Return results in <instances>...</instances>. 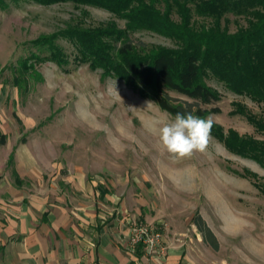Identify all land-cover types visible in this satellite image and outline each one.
Returning a JSON list of instances; mask_svg holds the SVG:
<instances>
[{
  "label": "rangeland",
  "instance_id": "rangeland-1",
  "mask_svg": "<svg viewBox=\"0 0 264 264\" xmlns=\"http://www.w3.org/2000/svg\"><path fill=\"white\" fill-rule=\"evenodd\" d=\"M108 22L124 26L123 20L103 9L70 3L41 6L19 1L0 10V82L16 89L23 115L40 124L32 134L63 161L65 169L94 176L140 206L146 217L135 220L164 222L167 230L190 229V220L198 215L216 238L217 250L209 249L214 264H264V166L258 161L229 151L213 135L205 151L172 158L162 149L155 128L174 118L121 80L103 78L101 70L77 65L72 57L64 67L36 64L42 79L26 75V91L12 86L18 60L35 51L33 40L71 24ZM225 25L234 33L246 22L229 17L222 22ZM132 37L172 47L168 39L151 32ZM58 44L66 54L72 53L67 42ZM206 82L221 96L214 105L219 112L208 115L214 125L225 135L232 131L264 148V131L234 113L242 106L264 123V103L236 95L214 79Z\"/></svg>",
  "mask_w": 264,
  "mask_h": 264
},
{
  "label": "trees",
  "instance_id": "trees-1",
  "mask_svg": "<svg viewBox=\"0 0 264 264\" xmlns=\"http://www.w3.org/2000/svg\"><path fill=\"white\" fill-rule=\"evenodd\" d=\"M19 1L93 7L124 21L122 28L115 22L89 27L71 24L33 40L35 51L19 59L14 70L17 75L12 83L19 92L26 91V75L42 79L36 74V64L51 62L64 67L72 57L77 65L101 70L103 78L121 80L173 118L184 111L202 117L219 112L214 105L221 96L207 84L208 79L254 103H264V0H0V10H6L9 2ZM229 17L244 19L246 26L230 33L226 25L222 27ZM143 31L168 39L172 47L134 40L133 34ZM59 40L70 45V55ZM234 113L244 115L264 131V123L254 120L242 106ZM211 135L229 151L264 166L260 144L239 138L232 131L225 135L216 125ZM192 222L217 250L216 239L202 218L195 215Z\"/></svg>",
  "mask_w": 264,
  "mask_h": 264
},
{
  "label": "crops",
  "instance_id": "crops-1",
  "mask_svg": "<svg viewBox=\"0 0 264 264\" xmlns=\"http://www.w3.org/2000/svg\"><path fill=\"white\" fill-rule=\"evenodd\" d=\"M17 101L16 89L0 82V264H214L210 238L192 219L190 229L166 231L162 257L127 250L129 222L146 217L140 206L65 169Z\"/></svg>",
  "mask_w": 264,
  "mask_h": 264
},
{
  "label": "clouds",
  "instance_id": "clouds-1",
  "mask_svg": "<svg viewBox=\"0 0 264 264\" xmlns=\"http://www.w3.org/2000/svg\"><path fill=\"white\" fill-rule=\"evenodd\" d=\"M213 126L212 116L184 111L177 112L172 121L159 122L155 131L162 149L174 159H183L206 150Z\"/></svg>",
  "mask_w": 264,
  "mask_h": 264
},
{
  "label": "built area",
  "instance_id": "built-area-1",
  "mask_svg": "<svg viewBox=\"0 0 264 264\" xmlns=\"http://www.w3.org/2000/svg\"><path fill=\"white\" fill-rule=\"evenodd\" d=\"M168 226L164 222L148 223L139 220L129 222V236L126 247L130 252L141 248L148 258L162 257L166 247L163 244V236Z\"/></svg>",
  "mask_w": 264,
  "mask_h": 264
}]
</instances>
